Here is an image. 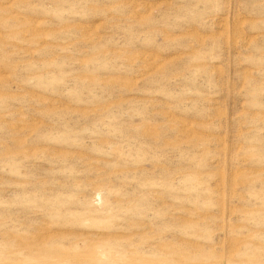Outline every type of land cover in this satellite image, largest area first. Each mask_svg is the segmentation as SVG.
Instances as JSON below:
<instances>
[{
    "label": "rangeland",
    "instance_id": "obj_1",
    "mask_svg": "<svg viewBox=\"0 0 264 264\" xmlns=\"http://www.w3.org/2000/svg\"><path fill=\"white\" fill-rule=\"evenodd\" d=\"M0 264H264V0H0Z\"/></svg>",
    "mask_w": 264,
    "mask_h": 264
}]
</instances>
